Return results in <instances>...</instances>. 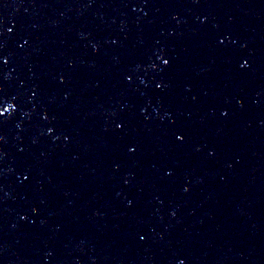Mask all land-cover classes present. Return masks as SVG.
<instances>
[{
  "label": "water",
  "instance_id": "water-1",
  "mask_svg": "<svg viewBox=\"0 0 264 264\" xmlns=\"http://www.w3.org/2000/svg\"><path fill=\"white\" fill-rule=\"evenodd\" d=\"M0 45V264H264V0H0Z\"/></svg>",
  "mask_w": 264,
  "mask_h": 264
},
{
  "label": "snow or ice",
  "instance_id": "snow-or-ice-1",
  "mask_svg": "<svg viewBox=\"0 0 264 264\" xmlns=\"http://www.w3.org/2000/svg\"><path fill=\"white\" fill-rule=\"evenodd\" d=\"M12 29L9 28L8 29V32H11ZM24 43L26 44L27 41L25 40ZM220 44H223L224 43V39H221L219 41ZM2 45H0V64H7V59L4 58L3 56V53H2ZM157 59L161 60V63L164 65V66H168L169 63H170V60L169 59H165L163 58L162 55H158L157 56ZM155 66V65H154ZM248 66V62L247 61H244V63H242L240 65L241 68H244V67H247ZM126 80L131 82L132 80V77L131 76H127L126 77ZM156 87L159 89L162 87V84H157ZM0 100L3 101V104H0V122L3 121L4 117L9 113L10 110L14 109L15 105L13 103H8L7 100L4 99L3 96H0ZM222 115H227V113H222ZM45 119H47V116L44 117ZM124 125H125V121L124 120H121L119 123L116 124V129L118 131H123L124 130ZM48 131L51 133L53 131L52 128H49ZM173 135L175 136V139L177 141H180L182 142L185 137H184V134L183 133H180V134H177V133H173ZM67 138V137H66ZM136 149L134 146H129L128 147V151L129 152H134ZM167 175H171V172L169 171L168 173H166ZM25 179H27V177H25ZM185 191H187V189H185ZM22 219H24V217H21ZM141 239H143V237H141ZM179 264H184V261H180Z\"/></svg>",
  "mask_w": 264,
  "mask_h": 264
}]
</instances>
